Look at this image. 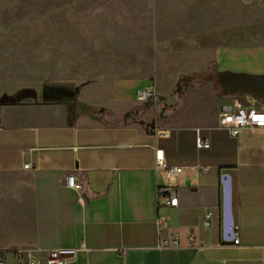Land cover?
<instances>
[{"label": "crops", "instance_id": "0c3cea01", "mask_svg": "<svg viewBox=\"0 0 264 264\" xmlns=\"http://www.w3.org/2000/svg\"><path fill=\"white\" fill-rule=\"evenodd\" d=\"M256 4V42L243 33L233 61L218 54L219 68L169 74L162 97L156 75L158 100L145 107L128 93L133 83L108 80L114 74L83 80L71 93L25 82L1 88L0 97L18 99L0 104V174L21 179L2 187L10 196L0 211L2 264H26L27 255L45 264L56 247L77 249L64 264H264V126L232 135L218 124L222 107L264 103V0ZM204 72L205 79L194 75ZM182 78L187 86L168 113L169 92ZM197 136L207 149L196 147ZM158 151L181 172L157 169ZM68 173L80 177L81 190L64 185ZM225 175L237 244L225 229ZM166 185L178 205H158ZM172 238L179 244L159 246Z\"/></svg>", "mask_w": 264, "mask_h": 264}, {"label": "rangeland", "instance_id": "374dc122", "mask_svg": "<svg viewBox=\"0 0 264 264\" xmlns=\"http://www.w3.org/2000/svg\"><path fill=\"white\" fill-rule=\"evenodd\" d=\"M247 2L0 0V91L25 82L71 93L83 80L114 74L108 80L130 81L128 93H136L146 85L155 89L158 75L157 95L165 96L169 74L216 69L218 54L233 61L241 52L243 33L245 41H257L250 34L260 20L258 0ZM229 52L233 54L227 56ZM184 83L182 78L169 92L168 113L176 110ZM157 95L143 106L158 100ZM18 180L0 174V211L10 197L2 196L9 192L2 187Z\"/></svg>", "mask_w": 264, "mask_h": 264}, {"label": "built area", "instance_id": "2783aa9c", "mask_svg": "<svg viewBox=\"0 0 264 264\" xmlns=\"http://www.w3.org/2000/svg\"><path fill=\"white\" fill-rule=\"evenodd\" d=\"M136 99L139 102H145L149 98L153 97L156 99V93L153 86L146 85L136 92ZM218 124L221 127L226 128L232 135H236L238 131L244 126H264V103L258 106H243L240 103H235L229 107H222L218 114ZM160 134H165V132H160ZM196 147L201 149H207L209 147V142L207 139H203L200 136L196 137ZM29 163H24L23 167L28 168ZM156 168L165 171L169 177H173L179 172H181L180 167L167 166L164 163V158L162 153L159 151L156 153ZM64 185L74 189L81 190L82 182L80 177L73 173H68L63 179ZM158 205L159 206H176L178 205L177 191L174 186L166 185L158 188ZM165 219L163 217H158L157 225L158 231H160L163 226ZM202 224L205 227H209L211 224V213L206 211L202 217ZM189 240L192 241L194 236L190 235ZM231 243L237 244L239 242L237 234V226L231 228L230 235ZM179 242L177 238H172L170 240L161 241L159 246H175ZM76 248L72 247H56L46 250L45 254V264H64L72 260L76 253ZM21 253H17L20 256ZM4 262L3 254H0V264ZM26 264H38L37 259L32 255H27Z\"/></svg>", "mask_w": 264, "mask_h": 264}, {"label": "water", "instance_id": "95a60500", "mask_svg": "<svg viewBox=\"0 0 264 264\" xmlns=\"http://www.w3.org/2000/svg\"><path fill=\"white\" fill-rule=\"evenodd\" d=\"M220 73L218 74V79L220 80ZM255 93V91H252ZM18 97L9 96V95H2L0 97V104L4 102H13L16 101ZM223 185H224V214H225V229L226 232L230 231L231 228V218H230V185H229V178L227 175L223 178Z\"/></svg>", "mask_w": 264, "mask_h": 264}, {"label": "trees", "instance_id": "16d2710c", "mask_svg": "<svg viewBox=\"0 0 264 264\" xmlns=\"http://www.w3.org/2000/svg\"><path fill=\"white\" fill-rule=\"evenodd\" d=\"M195 76H197V77H199V78H206L205 76H206V73L204 72V73H196V74H194ZM89 108V107H88Z\"/></svg>", "mask_w": 264, "mask_h": 264}]
</instances>
